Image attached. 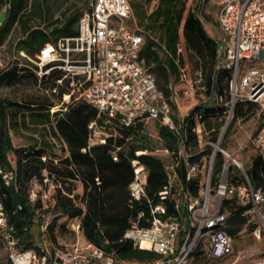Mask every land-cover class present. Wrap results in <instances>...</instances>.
Returning <instances> with one entry per match:
<instances>
[{
  "label": "built area",
  "instance_id": "1",
  "mask_svg": "<svg viewBox=\"0 0 264 264\" xmlns=\"http://www.w3.org/2000/svg\"><path fill=\"white\" fill-rule=\"evenodd\" d=\"M197 15L214 32L217 71L208 102L197 103L198 110L194 107L184 121L140 58L144 38L142 31L133 27L134 14L129 0H88L76 27L77 35L46 44L33 59L23 52L20 56L28 60L25 67L39 78L51 70L63 72V79L57 83L69 82V92L63 97L65 104L74 97L97 110L98 119L103 123L89 124L90 145L105 144L108 137L118 136L113 128L129 129L136 123L144 124L146 129L154 123L156 128L165 127L177 137L173 149L161 147L154 151L164 160L167 174V183L158 195L161 204L153 207L148 201L150 217L140 213L123 235L135 247L161 256L159 261L150 264H188L195 257L219 262L235 257L228 264H264V248L261 252L245 250L235 254L228 231L235 215L253 228L257 241L264 239V191L255 190L251 185L245 155L231 153L224 147L235 106L250 103L255 105L259 120L252 146L258 156L264 157V0H198ZM16 59L13 56L12 61ZM6 67L0 62V71ZM246 67L251 68L246 71ZM181 77H186L184 70ZM220 77L225 86L223 93L219 91ZM189 84L191 88L195 85ZM173 88L172 84L168 87L170 92ZM196 88L205 90L202 86ZM60 107L61 104L53 107L51 112ZM206 117L224 121L216 140L212 138L215 129L205 131L203 121L192 125L194 119ZM122 150L123 147H116L113 161L119 160L118 153ZM146 154L147 151L136 152L137 158L131 162L133 180L128 187L131 204L146 197L148 171L139 160ZM219 158L223 164L213 185ZM231 167L238 169L244 183L231 184ZM180 170L184 171L187 182L204 177L199 195L180 182ZM0 174L9 186L14 179L13 172L0 170ZM35 187L40 186L34 183L32 202L37 197ZM48 196L45 192L44 197ZM232 198L236 199L235 209L231 208ZM167 203L172 205V214ZM47 228L48 221L41 225L43 241L38 251L18 249L16 230L0 202V243L10 264H138L117 262L95 245L80 240L66 251H52L44 238ZM71 230L80 237L78 223Z\"/></svg>",
  "mask_w": 264,
  "mask_h": 264
},
{
  "label": "trees",
  "instance_id": "2",
  "mask_svg": "<svg viewBox=\"0 0 264 264\" xmlns=\"http://www.w3.org/2000/svg\"><path fill=\"white\" fill-rule=\"evenodd\" d=\"M133 14L138 18L139 26L143 27L144 43L140 58L146 69L155 75L165 97L168 99L171 96L169 85L178 84L182 70L186 74L189 65L193 71L200 72L203 82L200 86L210 96L217 71V44L198 17L197 8L192 7L187 0H159L152 12L134 7ZM1 15H4V20L0 21V50L15 37L10 48L17 59L0 71V88L32 82L34 87L56 94L61 104L60 109L52 113L54 104L47 99L30 98L20 103L0 99V170L12 171L14 174L9 186L0 174V202L9 223L16 230L18 249L38 251V245L43 241L41 225L47 221L48 215L55 213L58 215L48 220L44 237L52 251H66L73 246L61 244L59 239L64 233L72 232L69 224L75 221L80 225L82 243L95 245L117 262L150 264L159 261L160 255L141 250L131 241L123 239L125 231L140 213L145 218L150 217L148 201L153 207L161 204L158 195L167 183L165 162L155 154L157 143L150 137L145 125L136 123L129 129L115 127L113 131L117 137H108L105 144L90 145L89 124L93 121L103 123L98 119L97 110L74 97L65 104L63 97L69 92V82L63 80L62 84L57 83L63 79V72L51 70L39 78L25 67L28 60L20 56L23 52L26 57L33 59L46 44H55L60 38L77 35L76 27L82 12L52 21L44 0H0ZM218 80L219 91L223 93V77ZM171 105L176 109L173 103ZM255 115L253 104L239 103L235 106L234 118L249 120ZM202 121L205 131L215 129L212 138L216 140L224 121L218 117H206L203 120L194 119L192 125L196 126ZM30 124L47 126L53 136L64 144L65 156L57 158L48 150L46 143L29 148L14 147L11 132L21 127L27 129ZM157 130L161 147L173 149L177 137L165 127H158ZM116 147H123L118 153L117 162L113 161ZM138 151H147L146 155L139 158L148 171L146 197L141 202L131 204L128 190L133 180L131 162L137 158ZM11 154L17 157L15 170L9 160ZM222 164L219 158L212 177L213 185ZM234 169L231 167V184L238 186L245 180L238 169ZM246 174L255 190L264 191V157L257 156L246 169ZM179 180L194 195H199L203 189L204 177L187 182L184 171L180 170ZM46 181L53 184V193L46 189ZM34 183L45 188L44 192H37L32 202ZM77 184L81 185L78 194ZM45 192L49 193L47 198L44 197ZM166 205L169 214H172V205ZM236 207V199L232 198L231 208ZM60 216L69 224L59 223ZM231 221L246 222L239 215L232 217Z\"/></svg>",
  "mask_w": 264,
  "mask_h": 264
},
{
  "label": "rangeland",
  "instance_id": "3",
  "mask_svg": "<svg viewBox=\"0 0 264 264\" xmlns=\"http://www.w3.org/2000/svg\"><path fill=\"white\" fill-rule=\"evenodd\" d=\"M192 7L197 8L198 0H187ZM132 9L134 7H138L139 9H143L144 12L150 13L152 12L159 0H129ZM88 0H44L45 7L48 9V17L50 20H62L66 15L73 16L77 12H82L87 6ZM4 20V15H1L0 21ZM213 20L212 18L210 19ZM205 29L209 33V35L213 38L214 32L212 31L211 26L206 23H203ZM214 26V24H212ZM133 27L142 31L143 27L139 26L138 18H133ZM16 36V35H15ZM13 37L12 41L9 44H6L0 50V62L3 66H8L9 63L13 59V55L11 53V43L15 40ZM242 68V67H241ZM251 67H246V71ZM193 82L195 85L193 88L190 87V84ZM201 74L200 72L193 71L192 66L189 65L188 71L186 72L185 79H182L178 84L174 86V90L171 92V97L168 98L177 108V110L181 114V121L190 114L194 107H196L197 103L207 101L208 95L204 91L198 90L196 87L202 85ZM197 89V90H196ZM185 91H188V94H185ZM38 99V100H49L54 104V107H58L60 102L56 94H52L50 91H45V89H40L39 87H34L32 82H26L20 86L13 87H1L0 88V99H7L17 103L25 102L28 99ZM208 102V101H207ZM173 108V107H172ZM174 109V108H173ZM175 111V110H174ZM259 120L258 116L255 115L249 120H244V118H234L231 122V125L226 131L224 137V147L231 150V153L241 152L246 157V165L245 168L251 166L252 161L258 156L256 150L252 146V139L258 130ZM148 133L150 137L157 143V147L161 148V144L159 143L158 130L155 127V124L151 123L147 125ZM107 132L109 130H106ZM12 144L16 148H29L34 145L43 146L45 143L48 144V150L55 155L57 158H61L65 156L63 152L64 144L53 134L50 130H48L47 126L41 125H32L30 124L28 128H20L17 131L11 132ZM55 157V156H51ZM9 160L11 162L12 168L15 170L17 168V157L15 154H11L9 156ZM235 171L236 168L234 169ZM52 183L49 182L47 185V190H52L53 193L54 188L52 187ZM42 188V187H41ZM45 188V187H44ZM44 188L40 189V187H35V191L44 192ZM81 190V185L77 184L76 193L78 194ZM58 214L51 213L46 217L45 220H50L55 218ZM48 218V219H47ZM59 223L69 224V221L64 220V217L60 216ZM77 224V222L73 221L69 224V228L71 230L72 225ZM242 230L243 234L238 235L237 233ZM253 228H250L245 223H239L236 221H231L229 224L228 231L233 239V246L235 250V254L241 251L250 250L261 252L264 248V239L263 241H257L253 234ZM72 231V230H71ZM36 233V232H35ZM71 233V235H70ZM80 236V235H79ZM80 239L82 242V237H77L75 232L64 233V236L61 237L60 243L65 244L69 247L77 243ZM235 257H231L222 262L214 261L210 258L200 257V258H192L190 259L188 264H228L233 262ZM0 262L6 264V252L4 250L3 245L0 243Z\"/></svg>",
  "mask_w": 264,
  "mask_h": 264
},
{
  "label": "crops",
  "instance_id": "4",
  "mask_svg": "<svg viewBox=\"0 0 264 264\" xmlns=\"http://www.w3.org/2000/svg\"><path fill=\"white\" fill-rule=\"evenodd\" d=\"M83 12V11H82Z\"/></svg>",
  "mask_w": 264,
  "mask_h": 264
}]
</instances>
